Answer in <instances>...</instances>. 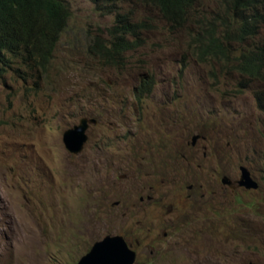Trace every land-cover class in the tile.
<instances>
[{"label": "rangeland", "instance_id": "374dc122", "mask_svg": "<svg viewBox=\"0 0 264 264\" xmlns=\"http://www.w3.org/2000/svg\"><path fill=\"white\" fill-rule=\"evenodd\" d=\"M64 1L70 20L46 71L15 60L0 77V264H77L108 235L133 245L135 264H264V81L234 68L236 2L198 0L176 26L140 0ZM118 14L141 43L107 61L94 42L109 44ZM212 24L236 49L229 63L192 53ZM83 118L97 122L72 154L63 135ZM205 124L207 144L193 148ZM242 166L257 190L222 184Z\"/></svg>", "mask_w": 264, "mask_h": 264}, {"label": "trees", "instance_id": "16d2710c", "mask_svg": "<svg viewBox=\"0 0 264 264\" xmlns=\"http://www.w3.org/2000/svg\"><path fill=\"white\" fill-rule=\"evenodd\" d=\"M90 1L97 5L102 0ZM140 1L158 8L163 18L172 24L186 23L197 3V0ZM234 1L236 3L232 12L235 20L229 25L233 27L238 24L234 34L237 43L256 39L264 25V0ZM70 16V9L64 0H0V77L3 72L12 68L15 60L46 71L61 36L67 29ZM137 28L138 25L131 24L126 16L118 15L116 25L109 30L111 41L108 45L95 41L94 46L98 51L95 53L100 54L101 59L116 61L135 47V43L129 41L127 36L134 34ZM205 32L195 34L191 47L193 55L201 61L219 55L229 58L226 48L220 42L223 35L218 33V26L212 24L205 28ZM140 42L138 39L136 44ZM239 68L256 79L264 80V45L254 46L249 55L242 53ZM152 84V81H144L139 92L148 94L152 90ZM139 92L137 91V97ZM258 102L263 108V94Z\"/></svg>", "mask_w": 264, "mask_h": 264}, {"label": "water", "instance_id": "95a60500", "mask_svg": "<svg viewBox=\"0 0 264 264\" xmlns=\"http://www.w3.org/2000/svg\"><path fill=\"white\" fill-rule=\"evenodd\" d=\"M93 123H96L94 119L83 118L78 125L64 132L63 142L70 153L80 154L83 151L89 138L87 132ZM241 170L239 185L248 190H257L259 184L252 178L250 171L245 167ZM223 183L228 185V179H223ZM136 261L137 252L123 236L108 235L97 241L77 264H135Z\"/></svg>", "mask_w": 264, "mask_h": 264}, {"label": "clouds", "instance_id": "9594fccd", "mask_svg": "<svg viewBox=\"0 0 264 264\" xmlns=\"http://www.w3.org/2000/svg\"><path fill=\"white\" fill-rule=\"evenodd\" d=\"M198 1V0H197ZM147 4V3H146ZM148 5H150V4H148ZM151 6H153V5H151ZM155 7V6H154ZM193 11V10H192ZM119 15V14H118ZM117 15V16H118ZM123 16H126L127 17V15H123ZM191 16H192V12H191ZM191 16H190V18H191ZM128 18V17H127ZM190 18H189V20H190ZM117 20V19H116ZM128 20H129V18H128ZM166 20V19H165ZM188 20V21H189ZM167 21V20H166ZM187 21V22H188ZM168 22V21H167ZM232 22H233V20L230 22V24H232ZM116 23V22H115ZM168 23H171V22H168ZM172 24V23H171ZM116 25V24H115ZM114 25V26H115ZM138 25V24H137ZM174 25H176V26H183V25H185V23L183 24L182 22H181V24H174ZM264 26V25H263ZM262 26V27H263ZM208 27H210V26H208ZM205 28H207V27H205L204 26V30H203V32L204 33H206L205 32ZM140 29V27L138 26V28L136 29V32H137V30H139ZM135 32V33H136ZM202 32V30L200 31V33ZM134 33V34H135ZM199 33V32H198ZM134 34H131V35H129V36H132V37H134ZM129 36H127V39L130 41V39L128 38ZM195 37V36H194ZM193 37V38H194ZM258 38V37H257ZM256 38V39H257ZM111 39V38H110ZM138 39H140L139 37H136L135 36V39L133 40V41H131V42H133V43H135V47H136V41L138 40ZM256 39H247V40H245V42H243L242 41V44H239V43H237L238 44V49H239V53H238V57H236V59H235V62H236V64H235V66H234V68L240 73V74H242L243 76H245L247 79H248V81H254V80H258V81H264V80H259V79H256V78H254V77H252V76H250V75H248V74H246V73H244V72H242L241 71V69L239 68V63H240V57H241V55H242V53L243 54H245V55H249V51H250V49H252V48H254V46H257V45H259V44H257L256 43ZM141 40V39H140ZM247 42V45L245 44ZM141 43V42H140ZM192 45L193 44H191V47H192ZM259 46H261V45H259ZM135 47L133 48V49H135ZM224 48H226V47H224ZM132 49V50H133ZM192 49V48H191ZM226 50H227V52H228V55H229V58H226V57H224V56H222V55H219V56H217L216 58L215 57H213V58H211V59H209V60H216V59H218V60H220V59H222V60H225L227 63H229L230 62V60L231 59H233V56H234V53L236 52V49L235 50H232L231 48H226ZM130 51V50H129ZM126 53V52H125ZM192 53H193V51H192ZM124 55V54H123ZM194 56H196V55H194ZM121 57V56H120ZM197 57V56H196ZM198 58V57H197ZM209 60H207V61H209ZM203 62H205V61H203ZM145 81H149V80H145ZM144 82V81H143ZM143 82H142V85H143ZM142 85L140 86V88L142 87ZM140 88H138L137 89V91L139 92V90H140ZM143 94V95H142ZM140 93L139 92V95H138V98H139V100L142 98V97H144V95H146V94H144V93ZM264 95V91L263 90H256L255 91V98H256V101L258 102V98L261 96V95ZM259 103V102H258ZM260 106V105H259ZM260 108L261 109H264V107L262 108L261 106H260ZM89 119V118H88ZM223 134V136H226V138L228 139V141H229V138H230V136H228L227 135V133L226 132H224V133H222ZM193 141H196V137H193ZM228 141H227V143H228ZM231 146H232V141H231ZM242 167H245V166H242ZM241 167V168H242ZM240 168V169H241ZM245 168H247V167H245ZM248 169V168H247ZM249 170V169H248ZM250 171V170H249ZM250 173H252L251 171H250ZM241 176H242V170H241V175H240V178H239V182H240V179H241ZM251 176H253L252 174H251ZM228 179V185H229V178L228 177H223V179ZM254 180H256L255 178H254V176L252 177ZM223 179H222V184L224 185V183H223ZM257 181V180H256ZM258 182V181H257ZM259 184V183H258ZM228 185H225V186H228ZM244 189H246L245 187H243ZM246 190H248V189H246ZM248 191H252V190H248Z\"/></svg>", "mask_w": 264, "mask_h": 264}, {"label": "flooded vegetation", "instance_id": "af4514ba", "mask_svg": "<svg viewBox=\"0 0 264 264\" xmlns=\"http://www.w3.org/2000/svg\"><path fill=\"white\" fill-rule=\"evenodd\" d=\"M94 120L96 121V119H94ZM206 125L207 124L204 125L205 126L204 127V130L201 129L200 132H196V134L193 135V137H196V141H193V137H191V141L188 142V144H190L193 148H195L197 146L199 140H201L202 142L206 140L205 143L207 144V141H208L207 140V138H208V129H209V127L206 126ZM205 143L203 144V147L204 148L200 149L202 152L200 153L201 157L199 158V162L200 163L198 164V167L201 168V169H203V165L205 167H207V168L209 166L208 165V162H207L208 159L210 158V156H209V150H208L207 146H205L206 145ZM227 145L228 146H231V141L230 140L228 141ZM224 177H228L229 178V185L227 186L228 188L235 189V190L236 189H244L243 187H241L239 185V179H233L232 177H230L228 175H225ZM188 188L193 191L195 189V185L194 184H191V185L188 186ZM246 191H248V190H246ZM147 199L151 201L153 198L151 196H148ZM140 200L141 201H144V197H142ZM164 235L166 237L167 236V233H164ZM128 244L133 248V245L132 244H130V243H128Z\"/></svg>", "mask_w": 264, "mask_h": 264}, {"label": "bare ground", "instance_id": "6f19581e", "mask_svg": "<svg viewBox=\"0 0 264 264\" xmlns=\"http://www.w3.org/2000/svg\"><path fill=\"white\" fill-rule=\"evenodd\" d=\"M115 29V28H114ZM111 35V34H110ZM42 36V35H41ZM101 42V41H100ZM118 54V53H117ZM120 56V55H119ZM116 62V61H115ZM112 63V62H111ZM119 63V62H118Z\"/></svg>", "mask_w": 264, "mask_h": 264}]
</instances>
